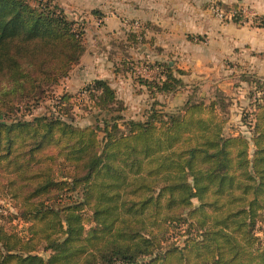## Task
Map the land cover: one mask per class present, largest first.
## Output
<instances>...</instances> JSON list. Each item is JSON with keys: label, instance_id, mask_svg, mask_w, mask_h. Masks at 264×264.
I'll return each instance as SVG.
<instances>
[{"label": "trees", "instance_id": "trees-1", "mask_svg": "<svg viewBox=\"0 0 264 264\" xmlns=\"http://www.w3.org/2000/svg\"><path fill=\"white\" fill-rule=\"evenodd\" d=\"M83 35L55 5L0 0V192L28 225L19 237L0 224V264H264L255 231L259 223L264 230V79L237 74L261 92L241 120L249 138L224 134L220 92L165 111L156 96L184 86L169 60L144 65L160 75L137 81L153 102L142 121L121 115L123 104L101 79L82 90L108 114L101 124L14 117L19 103L38 101L43 86L68 75ZM128 39L135 48L143 32ZM121 64L127 71L130 63ZM70 100L57 98V108ZM182 223L178 244L170 237Z\"/></svg>", "mask_w": 264, "mask_h": 264}, {"label": "rangeland", "instance_id": "rangeland-1", "mask_svg": "<svg viewBox=\"0 0 264 264\" xmlns=\"http://www.w3.org/2000/svg\"><path fill=\"white\" fill-rule=\"evenodd\" d=\"M25 1L32 7H37L40 4L43 6L47 4L50 6L55 5L65 13L70 22H74L81 26L82 29H84L82 40L84 52L78 63L71 67L65 78L60 79L55 85H50L49 87L43 86V92L38 101H30L24 104L19 103L15 108L14 117L29 120L32 117L49 116L51 114L57 116L58 114H62L64 116L62 118L68 122H72L75 126L85 127L87 125H95L98 122L101 124L100 121L104 118L108 119V114L107 116L104 113L100 114L98 110L93 107L89 97L83 93L82 90L88 85V81L91 79L99 77V75L108 77L106 74L112 72L116 75H113L114 81L111 82V87L116 93L117 100L120 101L124 107L121 115L136 121L144 120L153 102H150L151 98L146 88L137 81L157 76L151 74L149 71L150 68L147 69V67L144 66L148 59V61L151 60L146 55L149 53L155 55L163 54L165 56L164 60L167 61L170 59L175 62L176 66L177 62L178 64L180 62L169 49L162 48L160 53L152 51L149 41L154 44L156 40V42H159L157 45L161 46L165 39L174 40L172 35L175 33L145 32L144 30L142 31L141 28H138V23L127 22L129 20L123 16H121V19H123L122 21H125V23L121 22L123 25L118 27L116 21L117 17L115 16L116 9L118 6L127 8L128 0ZM207 8L211 15V20H214L218 26L222 25L223 27L228 23H233L231 19L235 12L238 14L240 13L241 21L236 22L239 26H256L258 25V20L263 18L258 16L255 10L249 7H243L242 5H237V9H233V4L223 6L219 4H210ZM93 12L97 14H93ZM111 14H114V16ZM139 32H143V42L137 44L135 48L134 44H130L132 46H129L131 41L128 39V35L130 33L139 34ZM222 37L223 34L216 31L210 33L209 37L200 35L193 38L192 43L202 50L201 53H199L201 57H196L198 61L197 67L199 69H204L209 65L213 66V68L215 67L211 64L210 60L218 56V52L221 51V49H217L218 47L214 48L213 44L212 47L211 45L209 46V42L211 40L213 42L219 38L222 39ZM144 41H146V43H144ZM123 61H128L130 63L127 71H125V67L121 64ZM231 65V63L224 64L228 69L232 67ZM234 66L235 67L231 69L235 71V73H232L233 75H180L178 77L183 83H186L181 89L179 88L173 95H157L154 100L162 104L165 111L174 112L183 105L188 97L192 98V100H203L208 102L215 97L217 92L223 93L227 96L225 98L224 113L222 114V117L227 120V124L224 127V134L241 133L249 138V132L243 126L241 120L243 115L250 113L251 106L255 100L261 97V92L259 89H255L253 82L245 83L243 81L244 77H248V75H237L240 72L250 73L248 66H246V68L236 63ZM115 69L118 70L116 71ZM219 76L222 77L219 79ZM254 76L264 79V75ZM223 90L225 92H222ZM62 95L71 96L70 106L63 105L59 110L57 108L58 103L56 99ZM159 107L160 105L157 108ZM67 110L68 112L66 113ZM65 113L67 116H65ZM249 152L252 153L253 149L250 148ZM64 201L65 200H63V202ZM197 205L198 203L194 200V206ZM15 207L16 204L0 192V224L17 236L26 237L28 225L15 219ZM185 229L186 224H180L179 227L173 231V233L176 234H173L170 240L181 244L180 242H182V239L186 237L184 233ZM255 231L260 237L261 242H264V230L262 229L261 223L256 224ZM38 252L39 255L45 258L48 256V253L42 252L41 249L38 250Z\"/></svg>", "mask_w": 264, "mask_h": 264}, {"label": "crops", "instance_id": "crops-1", "mask_svg": "<svg viewBox=\"0 0 264 264\" xmlns=\"http://www.w3.org/2000/svg\"><path fill=\"white\" fill-rule=\"evenodd\" d=\"M210 4L242 5L255 10L258 16L264 17V0H128L127 8L117 7L115 12L117 19H115L118 27L123 25L121 23L123 16L129 20L127 22L138 23V28L145 32L175 33L172 35L174 40L165 39L161 46L157 45L159 42L156 40L154 44L150 41L149 43L152 51L158 49L162 51V48L171 50L180 62L179 64L177 62L176 66L175 62L169 59L170 65L173 69L182 71L183 75H233L235 71L231 69L235 67V63L248 66L252 74L264 75V25L239 26L238 23L233 22L234 24L228 23L225 27L218 26L210 18L207 8ZM216 31L223 34V37L209 42V46L212 47L213 44L214 48L221 49L219 55L210 60L215 67L209 65L199 69L196 57L202 50L192 43L193 38L200 35L209 37L210 33ZM146 56L151 62L164 61L165 57L163 54L150 53ZM226 63L232 64L230 70L224 66ZM149 71L151 74L160 75L156 68ZM106 75L108 77L99 75L88 82L101 79L109 82L111 86V82L114 81L113 73L108 72ZM222 76H219V79Z\"/></svg>", "mask_w": 264, "mask_h": 264}]
</instances>
